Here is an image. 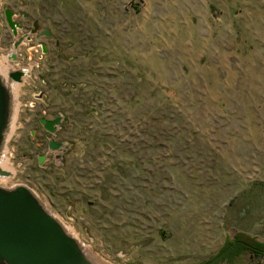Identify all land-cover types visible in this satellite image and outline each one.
<instances>
[{
	"label": "rangeland",
	"instance_id": "1",
	"mask_svg": "<svg viewBox=\"0 0 264 264\" xmlns=\"http://www.w3.org/2000/svg\"><path fill=\"white\" fill-rule=\"evenodd\" d=\"M4 58L2 187L113 264H264L213 258L264 241V0H0Z\"/></svg>",
	"mask_w": 264,
	"mask_h": 264
},
{
	"label": "water",
	"instance_id": "2",
	"mask_svg": "<svg viewBox=\"0 0 264 264\" xmlns=\"http://www.w3.org/2000/svg\"><path fill=\"white\" fill-rule=\"evenodd\" d=\"M6 20L14 34L20 23L6 9ZM33 29V32L36 30ZM26 71L10 73L21 81ZM11 92L0 76V153L11 116ZM61 117L41 119L45 128L56 131ZM42 160V159H40ZM1 175L8 172L0 167ZM0 264H93L81 243L44 206L34 192L24 185L0 186Z\"/></svg>",
	"mask_w": 264,
	"mask_h": 264
},
{
	"label": "trees",
	"instance_id": "3",
	"mask_svg": "<svg viewBox=\"0 0 264 264\" xmlns=\"http://www.w3.org/2000/svg\"><path fill=\"white\" fill-rule=\"evenodd\" d=\"M52 146L58 147L59 143L54 142ZM244 251L249 252L253 257H264V241H259L252 235L238 231L225 241L213 258L233 260L236 255Z\"/></svg>",
	"mask_w": 264,
	"mask_h": 264
},
{
	"label": "bare ground",
	"instance_id": "4",
	"mask_svg": "<svg viewBox=\"0 0 264 264\" xmlns=\"http://www.w3.org/2000/svg\"><path fill=\"white\" fill-rule=\"evenodd\" d=\"M5 59L6 58L0 59V76L2 77V79L5 82V84L8 86L10 92L13 95V106H14L15 110L14 109L12 110L13 113L11 115H14L15 112H16V110H17V108H18V103H19L16 100V95L18 94V90L20 88V84L19 83H16V82H13L11 79L8 78L9 71L12 69V67L10 66V64H8V63L5 62L6 61ZM8 165H9V156L4 151V148H3L2 151H1V153H0V167L2 169H6L8 167ZM6 180L7 179L3 175L0 174V186H4L6 184ZM63 226L69 232V230H68L69 228H66V226L64 224H63ZM81 245L83 246V249H84L85 253L92 260L93 264H113V263H110L107 260H105L98 253L94 252V250L92 249V247L90 245H83L82 243H81Z\"/></svg>",
	"mask_w": 264,
	"mask_h": 264
},
{
	"label": "flooded vegetation",
	"instance_id": "5",
	"mask_svg": "<svg viewBox=\"0 0 264 264\" xmlns=\"http://www.w3.org/2000/svg\"><path fill=\"white\" fill-rule=\"evenodd\" d=\"M6 62V61H5ZM20 89V88H19ZM18 92H19V90H18ZM9 162H10V159H9Z\"/></svg>",
	"mask_w": 264,
	"mask_h": 264
}]
</instances>
